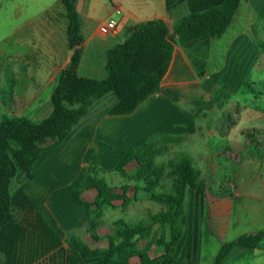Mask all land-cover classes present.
Masks as SVG:
<instances>
[{"label":"crops","instance_id":"1","mask_svg":"<svg viewBox=\"0 0 264 264\" xmlns=\"http://www.w3.org/2000/svg\"><path fill=\"white\" fill-rule=\"evenodd\" d=\"M80 2L81 11L78 13L83 43L77 74L82 78L102 79L105 75V52L111 48L101 47L94 41V36L101 35L99 26L94 31L90 26L92 1ZM221 2L159 0L158 5L149 7L145 2L133 1L130 8L124 10L120 22H115V32L107 36L116 37L122 33L123 43L138 25L157 19L163 20L172 32L179 18L218 6ZM262 8L264 0H242L231 25L222 36H203L173 46L158 92L149 96L134 112L124 116L110 115L106 112L108 107L96 109L95 103L87 119L78 124L75 134L66 138L59 147L41 152L32 167L33 179L13 190L11 205L18 210L19 218L0 229V264H99L97 259L84 258L68 243L71 236L80 238L78 233H82L90 247L106 246L105 240L100 242L102 246L94 244L87 233L86 212L73 203L72 192L89 182L90 177L84 184L80 180L90 156L96 158L98 167L111 170L118 163L120 150L138 148L155 134L180 137L181 141L167 145L165 152L176 149L178 156L189 157L205 182L223 176L220 184H214V190L206 182L204 200L188 190L182 218L184 235L171 252L176 262L200 264L202 240L207 235L219 251L228 241L264 230V169L256 172L264 164V158L248 156L244 161L238 159L239 154L233 156L237 153L235 149L264 147L255 139V133L264 134V98L262 102H249L240 113L235 109L237 116L244 114L248 118L234 123L230 117L234 108H229V104L223 107V100L255 101L254 98L236 92H218L228 80L235 82L234 72L248 61L254 62V54L259 48H264L260 46L264 41L254 39L256 36L264 38V21L258 18ZM33 24L32 28L24 26L17 33V39L21 43L32 33L38 34V41L22 45L28 51L33 48L36 55L13 49L12 54L7 52L0 57V68L4 66L10 76L7 104L3 101L5 96H2L5 93L0 90V118L4 115L25 117L30 111L37 115L42 98L48 104L59 74L67 68L73 55L67 41L65 9L60 1L57 9L45 11ZM223 36L227 38L222 39ZM221 39L223 46L216 47ZM88 49L94 53L98 51V58L88 57ZM93 62H96L95 66H92ZM97 70H100L101 78L80 75V71L95 74L93 72ZM245 79L244 82L249 80ZM258 80L264 81V76H258ZM247 159L253 172L244 173ZM104 163L113 166L107 167ZM77 182L78 187L70 188ZM189 196L195 200L190 207ZM106 233L98 234L103 236ZM229 237L232 240H225ZM262 244L252 250L236 249L227 258L245 255L246 252L256 253L264 246ZM258 259L264 261V256Z\"/></svg>","mask_w":264,"mask_h":264},{"label":"trees","instance_id":"2","mask_svg":"<svg viewBox=\"0 0 264 264\" xmlns=\"http://www.w3.org/2000/svg\"><path fill=\"white\" fill-rule=\"evenodd\" d=\"M67 19V41L73 50L70 63L58 77L50 104V115L34 122L26 117L2 116L0 118V229L19 218V212L11 205L13 190L33 179L32 167L41 152L55 149L66 138L77 132L78 124L93 105L108 95L115 102L106 109L110 115H129L149 96L157 93L171 58L173 46L209 36H222L239 8L242 0H222L218 6L179 18L172 32L163 20H149L138 25L121 44L105 52V76L101 80L82 78L77 70L82 57L83 37L80 15L76 11L78 0H59ZM264 21V8L258 14ZM264 47V45H260ZM180 137L152 135L138 148H126L118 152V163L110 170L119 174L134 186L124 185L113 189L104 177L106 171L90 156L80 182L87 184L72 192L73 203L86 212V230L94 244L106 241L104 248H92L80 238L68 240L72 249L86 259H97L99 264H184L176 262L172 249L184 235L182 218L186 210L188 190L204 200L206 182L187 156H177L167 162L172 185L169 192H157L165 168L156 164V158L166 151L169 144H178ZM111 149L110 147H108ZM136 168L128 172L131 163ZM140 184V185H138ZM95 191V200L84 198L87 191ZM140 196L162 206L150 216L154 232L143 222L127 223L122 220L113 224L109 233L98 234L106 209H115L120 201L125 208L139 200ZM142 241L145 244L140 245ZM264 241V230L245 234L224 243L212 264H222L236 249H256ZM159 251L157 256L152 251ZM1 261V256H0Z\"/></svg>","mask_w":264,"mask_h":264},{"label":"rangeland","instance_id":"3","mask_svg":"<svg viewBox=\"0 0 264 264\" xmlns=\"http://www.w3.org/2000/svg\"><path fill=\"white\" fill-rule=\"evenodd\" d=\"M91 11H90V26L92 31H94L100 24L107 22L108 20H113L116 23H119L120 20L122 19V16L125 14L124 10H127L130 8L129 6L132 5L133 1H138V2H145L148 4L149 7H153L159 4V0H91ZM59 5V0H0V57L3 56L4 53L7 54V52H10L11 54L13 53L12 50H22L26 54H31L34 56V53L36 55V51H32L33 48L28 51L27 47L25 46L24 48L22 45L24 43H32L34 41H38L39 35L32 33L30 38L25 40L24 42H19L18 40V32L23 29L24 26L32 28L34 26L33 23L38 21V18H41L42 13L45 11H49L51 9H54L58 7ZM80 11H81V4H80ZM79 11V12H80ZM57 13V11H55ZM124 34L120 33V35L116 37H111V36H106V37H101V36H94V41H96V44H100L101 47L105 48H113L114 46L121 44L123 40ZM227 36H223L222 39H226ZM219 40L217 42L216 47H222L223 46V40ZM256 41L260 40L264 41V38H260L259 36L254 37ZM20 44V45H19ZM19 45V46H16ZM88 57H97L98 58V51L94 53L90 49H88ZM91 55V56H90ZM255 61L254 62H247L246 65L241 66L238 71L234 72V81H227L221 87L219 88L218 92H224V93H231V92H236L237 94H247L249 97H253L255 101H250V100H235L234 102L232 100L225 101L223 100V107L227 104H229V108H234L232 111V114L230 117L234 120V123L240 119L248 118L247 116H237L236 111L242 112L243 109H246L247 105L249 102L257 103V102H262V98H264V81L257 80V77H262L264 76V48H259L258 53L254 54ZM254 60V59H253ZM252 60V61H253ZM251 63V64H250ZM96 62H93L92 66H95ZM4 70L5 73H2ZM211 70V69H210ZM262 72V73H261ZM2 73V74H1ZM93 73L95 74H89V73H82L80 71V75L84 77L88 76H95L94 78H101L100 76V70L94 71ZM257 73H259L257 75ZM0 79L2 82H0V90L1 92L5 93L2 96H5L3 98V101L6 102V104L9 101V89H10V84H9V79L10 76L7 73V71L4 69V66L0 68ZM105 74V73H104ZM230 74V71H229ZM105 76V75H104ZM9 77V78H8ZM8 78V79H7ZM104 77H102L103 79ZM244 78H248L249 80L244 82ZM229 79V78H227ZM245 79V80H246ZM101 80V79H97ZM258 82V83H257ZM46 99L42 98L41 101V106L40 109L37 112V115H33L32 112L30 111V114H26L25 117L29 118L30 120L34 122H39L45 118H47L51 111V104H50V99L48 101V104H46ZM115 102V98L112 95H108L102 100L96 102L95 108L97 109H102V108H107L110 107L113 103ZM236 109V111H235ZM91 113V112H90ZM28 115H30L28 117ZM91 116L88 115V117ZM87 117V116H86ZM85 117V118H86ZM87 119V118H86ZM227 119V116H226ZM252 134V132H251ZM149 139V138H148ZM147 139V140H148ZM255 139L258 141L261 145H264V134H259L255 133ZM146 140V141H147ZM231 150V149H230ZM237 153H234V157H236L238 154V159H245L248 156H253L256 159H261L264 158V147H252V148H239L235 149ZM235 151V152H236ZM177 150L176 149H171L169 152L163 153L161 156H158V166L166 167L167 162L174 158L177 157ZM251 157V158H253ZM249 158V157H248ZM248 162L245 163V166L243 168L244 173L246 171L253 172L251 170L250 162L249 159H247ZM262 163V161H261ZM107 167H111L113 165H110V163H104ZM114 168V167H113ZM135 168V164L132 163L128 167V171H133ZM261 169H264V164L260 165L258 169L256 170L257 173L261 171ZM106 172L101 174L100 176L104 177L107 183L112 187L113 189H119L120 187L124 185H131L134 186L135 182H128L125 179H123L119 174L115 172H110V170H105ZM223 176L221 175L220 179H210L207 180L206 182L210 184V187L213 189L214 184H220ZM89 180V178H88ZM87 180V182H88ZM171 177L169 175V170L165 168L164 170V176L161 182L160 188L157 189V192H169L171 189ZM140 185V184H138ZM78 182L73 183L70 185V188H76L78 187ZM214 190V189H213ZM212 190V191H213ZM95 191L90 190L87 191L84 194V198L88 201H94L95 200ZM195 200L193 201L192 197L189 196L188 199V206L192 205ZM116 208L115 209H106L104 218L102 220V226L98 230V233L100 235L109 232L110 229L113 228V224L117 221H124L127 223H139L143 222L145 225L150 226L152 229V232L155 231L156 226H152L150 224V216L157 213L162 206L148 200L144 196H140L139 200L134 201L130 203L128 206L125 208L121 205L120 201L115 202ZM257 218L259 217L258 215L256 216ZM82 233H78V236L87 244L88 241L85 239L87 238L85 235L84 237L82 236ZM204 237V236H203ZM232 237H229L225 240H232ZM90 240V238H89ZM229 242V241H228ZM146 241H142L140 245L145 244ZM101 244V243H100ZM98 244V245H100ZM262 244V243H261ZM264 245V244H262ZM102 246V244H101ZM258 248V247H257ZM256 248V249H257ZM218 252V249L216 248V244L214 241L205 236L204 239L202 240V245H201V263L200 264H212L216 254ZM251 253V252H250ZM249 252L244 253L245 255H231L229 258H226L223 264H264V261L258 258H262L264 256V246L259 248L256 253H251ZM159 254V251L157 252L152 251L151 255L157 256ZM254 254L256 256H254ZM253 256V257H251ZM255 257V258H254ZM155 264H166L164 261H158Z\"/></svg>","mask_w":264,"mask_h":264},{"label":"built area","instance_id":"4","mask_svg":"<svg viewBox=\"0 0 264 264\" xmlns=\"http://www.w3.org/2000/svg\"><path fill=\"white\" fill-rule=\"evenodd\" d=\"M115 30H116V23L114 21H108L106 23L99 25V27H98V33L101 36L110 35V34L114 33Z\"/></svg>","mask_w":264,"mask_h":264},{"label":"water","instance_id":"5","mask_svg":"<svg viewBox=\"0 0 264 264\" xmlns=\"http://www.w3.org/2000/svg\"><path fill=\"white\" fill-rule=\"evenodd\" d=\"M80 4H81V2H80V0H79L78 3H77V5H76V11H77V12L80 11Z\"/></svg>","mask_w":264,"mask_h":264}]
</instances>
